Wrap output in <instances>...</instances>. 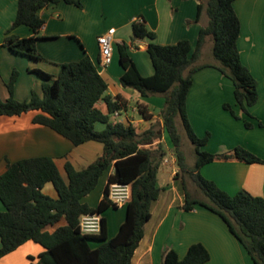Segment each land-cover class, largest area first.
Instances as JSON below:
<instances>
[{"label": "trees", "instance_id": "trees-1", "mask_svg": "<svg viewBox=\"0 0 264 264\" xmlns=\"http://www.w3.org/2000/svg\"><path fill=\"white\" fill-rule=\"evenodd\" d=\"M59 1L81 6L77 0H18L16 16L3 46L32 59H41L36 45L37 40L42 38L40 28L43 19L39 11ZM233 2L199 0L196 19L204 11L207 23L200 28L193 49L184 39L170 45L156 43V34L143 21L133 22L132 40L150 41L146 50L154 72L143 76L128 46L117 44L123 71L119 80L123 87L137 90L142 97H164L160 116L178 167L188 174L204 196L193 197L182 177L184 202L181 208L190 211L203 207L217 214L243 245L251 260L255 264H264V198L244 189L229 194L200 173L203 165L216 159L233 158L246 163L261 162V159L241 146L222 154L202 149L209 133L199 137L186 113V98L193 73L205 66H213L231 79L235 102L246 114L248 107L257 101L256 80L242 63L237 47L240 22ZM20 25L27 26L32 35L18 37L11 34V30ZM207 37L212 40L211 52L215 63L196 64ZM32 72L42 80V96L33 92L27 100L15 99V70L7 83L9 96L6 99L0 97V116H19L38 111L33 117L34 123L49 127L74 146L88 141L99 142L103 145V152L82 170H76L70 162H66L67 182L49 156L20 159L7 164L5 172L0 175V201L4 206L0 211V258L26 241H34L43 247V251L36 260L31 258L30 264H132L133 254L144 235V225L151 216V203L158 198L161 190L157 175L166 149L159 141L160 136L153 127L139 132L137 126L131 123L111 120L114 112L126 108V102L120 96L107 94V83L88 55L61 64L56 76L38 68ZM99 101L105 104V112L97 106ZM223 107L237 118L230 104ZM138 108L143 117H148L142 105ZM177 118L194 145L192 167L187 166L181 149ZM96 123H101L103 128L97 130ZM244 125L252 127L247 120H244ZM112 164L114 171L107 178L103 196L95 207H91L83 198L95 189L99 178ZM46 183L52 184L57 197L43 191ZM113 183L128 184L130 198L122 206L125 215L116 234L108 237L106 221L101 214L110 207L118 208L108 198L109 187ZM89 213L101 216L97 233L86 234L80 229V217ZM209 258L206 247L196 242L188 247L182 258L173 249L165 250L163 264H204Z\"/></svg>", "mask_w": 264, "mask_h": 264}, {"label": "crops", "instance_id": "crops-1", "mask_svg": "<svg viewBox=\"0 0 264 264\" xmlns=\"http://www.w3.org/2000/svg\"><path fill=\"white\" fill-rule=\"evenodd\" d=\"M17 1L0 0V97L6 99L9 96L7 83L15 70V99L27 100L33 92L42 96V80L32 72L33 69L38 68L56 76L61 64L77 61L86 54L106 81L107 94L120 96L126 102V108L121 110L119 116H111V120L131 123L137 126L139 132L153 127L167 155L171 145L160 116L164 97H142L137 90L121 85L119 79L123 71L119 64L117 44L128 46L143 76L152 75L154 68L146 50L150 41L132 40V23L143 21L156 34V43L170 45L184 39L193 49L200 28L207 23L204 11L196 19L199 0H77L81 6L64 1L49 4L39 11L43 19L40 28L42 38L37 40L36 45L41 59H32L3 46L6 33L16 16ZM233 7L240 22L237 47L242 63L256 80L257 101L248 107L246 114L235 102L231 79L219 69L205 66L193 73L186 98V113L193 131L199 137L209 133L204 150L222 154L241 146L261 159V162L254 163L233 158L216 159L203 165L200 173L229 194L244 189L264 198V0H234ZM110 28L115 29L112 59L107 66L99 67L97 36ZM11 34L30 37L32 31L20 25L13 28ZM211 49L212 40L207 37L196 64L215 63L213 58L202 59L206 51L212 53ZM224 104L231 105L237 118L224 109ZM138 105L144 107L148 117L141 115ZM97 106L106 111L103 102L99 101ZM37 113L29 111L19 116H0V175L5 172L8 163L49 156L67 182L66 162H70L76 170H82L102 154L103 145L99 142L88 141L74 146L49 127L34 123L33 117ZM244 120L249 121L252 127L246 128ZM165 157L157 175L161 190L158 198L151 203V216L144 225V235L133 254L132 264H163V253L167 249L175 250L182 258L188 247L196 242L203 244L209 252L210 258L204 264H255L217 214L203 207L190 211L181 208L184 195L181 182L175 177L179 168L171 164L174 160L167 165ZM113 171L112 164L99 178L96 187L102 184L98 194L91 191L83 198L84 202L91 207L98 204L107 178ZM43 191L57 197L51 183H46ZM94 198L95 203L92 202ZM3 209L0 201V211ZM101 215L106 221L108 237L114 236L124 216L110 226L106 216ZM42 251L40 244L26 241L2 256L0 264H30L31 258L36 260Z\"/></svg>", "mask_w": 264, "mask_h": 264}, {"label": "built area", "instance_id": "built-area-1", "mask_svg": "<svg viewBox=\"0 0 264 264\" xmlns=\"http://www.w3.org/2000/svg\"><path fill=\"white\" fill-rule=\"evenodd\" d=\"M114 28L108 29L105 33L97 36L100 61L99 67H105L110 64L113 54V34ZM121 111L114 112L113 116H119ZM108 198L111 203L117 207L125 205L130 198V186L128 184L113 183L109 187ZM101 216L97 213L84 214L80 217L79 225L83 233H97L100 230Z\"/></svg>", "mask_w": 264, "mask_h": 264}, {"label": "rangeland", "instance_id": "rangeland-1", "mask_svg": "<svg viewBox=\"0 0 264 264\" xmlns=\"http://www.w3.org/2000/svg\"><path fill=\"white\" fill-rule=\"evenodd\" d=\"M210 58H213L212 53L206 51V53H204V55L202 56V59L204 60H208ZM214 59V58H213ZM157 96H162V95H157ZM101 127L100 123H96L95 124V128L97 130H99ZM177 128L181 137V149L185 155V162L187 164L188 167H192V165L194 164L195 161V151H194V145L191 143V141L188 139L184 128L182 126L181 120L179 118H177ZM202 149H204V146L202 147ZM169 153L166 155L165 159H166V164H170L171 160L172 161L171 164H173L174 167H178L177 164V160H176V155L174 153V150L170 147V149H168ZM179 168V167H178ZM175 177L177 178L178 182H181V178L183 177L186 182H187V187L189 192L191 193V195L193 197H198V198H204L203 194L201 193V191L195 186V184L190 180V178L188 177V174L186 172H183L181 169H179L175 175ZM101 182V181H100ZM161 182V180L159 181V183ZM102 182L100 183L99 186H101ZM96 187V189L94 191H92V194H98V190L100 187ZM95 198L94 200H92L93 203H95ZM103 215L106 216V218L109 221V225L113 226L115 225V223L117 222V220L120 218L122 219V217L124 216V208L122 207H118L116 209H113L112 207L108 208L106 211L103 212Z\"/></svg>", "mask_w": 264, "mask_h": 264}]
</instances>
